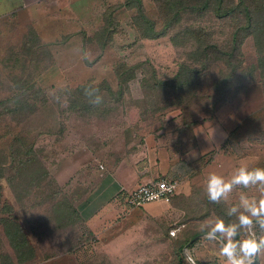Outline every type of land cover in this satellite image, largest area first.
I'll list each match as a JSON object with an SVG mask.
<instances>
[{"label": "rangeland", "instance_id": "obj_1", "mask_svg": "<svg viewBox=\"0 0 264 264\" xmlns=\"http://www.w3.org/2000/svg\"><path fill=\"white\" fill-rule=\"evenodd\" d=\"M103 1L78 19L49 21L34 11L0 17V264H188L186 254L195 264H225L204 238V222H236L239 212L230 216V208L242 194L258 198L260 188L237 186L212 202L206 179L264 167L262 51L246 30L226 65L243 0L223 1L235 10L222 18L213 9L176 18L173 7H185L179 1L140 0L157 33L173 24L157 39L142 38L154 32L137 22L134 0ZM87 86L100 103L70 93ZM225 106L235 108L239 124L225 147L188 173V195L174 179L172 201L153 203L172 209L152 217L140 208L129 222L124 215L109 222V233L89 231L95 206L85 202L98 194L101 165L131 158L140 166L147 138L173 135L175 143ZM81 163L88 164L72 173ZM255 264H264V254Z\"/></svg>", "mask_w": 264, "mask_h": 264}, {"label": "crops", "instance_id": "obj_2", "mask_svg": "<svg viewBox=\"0 0 264 264\" xmlns=\"http://www.w3.org/2000/svg\"><path fill=\"white\" fill-rule=\"evenodd\" d=\"M105 1L108 2V0ZM103 2V0H0V17L9 16L15 12L34 11L40 16H47L50 18L49 21L62 19L64 14L67 19H78L79 11H89L97 5L101 8ZM239 121V114L235 108L225 106L212 117L190 125L187 136L180 137L175 143L172 141L175 138L173 135L147 138L142 146L146 153L139 158L144 159L140 166H137L138 159L131 158L117 160L112 168L101 165L100 169L104 173L99 174L103 180L99 181L98 194L95 198L85 202V209L92 205L95 206L86 216L89 231L95 234L107 231L109 227H105L108 223L122 215L126 221L135 219L140 208L129 209L123 201L120 202L117 198L123 191H131L148 181L164 178L181 179L179 191L188 195L189 181L187 178L190 179L188 173L209 153L219 151L226 146L225 142L231 137ZM87 164L81 163L72 173L80 171ZM168 209L172 208L169 205H154L153 203L142 207V210L152 217L160 216L161 212ZM109 232H111L110 229Z\"/></svg>", "mask_w": 264, "mask_h": 264}, {"label": "clouds", "instance_id": "obj_3", "mask_svg": "<svg viewBox=\"0 0 264 264\" xmlns=\"http://www.w3.org/2000/svg\"><path fill=\"white\" fill-rule=\"evenodd\" d=\"M100 101L97 95L94 103ZM250 185L260 188V196H240L239 204L233 205L228 212L230 216L239 212L236 222L225 223L221 218L204 222V238L218 246L225 264H255L264 254V167L240 166L230 178L210 173L206 179L205 191L212 202L224 199L237 186ZM186 258L188 264H195L191 254H186Z\"/></svg>", "mask_w": 264, "mask_h": 264}, {"label": "trees", "instance_id": "obj_4", "mask_svg": "<svg viewBox=\"0 0 264 264\" xmlns=\"http://www.w3.org/2000/svg\"><path fill=\"white\" fill-rule=\"evenodd\" d=\"M136 2V8L138 11V19L137 22H139V25L144 27V25H147L149 27V29L151 31H153L154 33L151 35H142L143 39H157L160 37H163L166 35L167 30L169 28H171V26H173V24H167L164 26V31L157 33L155 31V26L153 23H151L148 19L145 18L144 15V11H143V6L140 0H134ZM168 2H170V0H167ZM179 1V3L185 5V7H173L174 10V17H178L179 13L187 10V9H191V10H199L202 12L208 11L209 9H213V11L217 14V16L219 18L222 17H227L230 16L231 13L234 12V9H227L226 5H223V1L225 0H215L219 2V5H217V7H211L209 2H213L214 0H177ZM188 3H194L192 6H190ZM197 3H203L204 5H201L202 7H196L195 5ZM188 4V6H186ZM242 8V12L244 15L243 19H235L236 21V28L234 31V45L232 46V50L230 52H227L226 55L228 56V61L226 62L227 67H231V65H233V63L231 62V57L234 55L235 52H238V47L239 44L242 42L244 37H240L241 36V32L242 31H247V35L246 36H252L254 39V43H255V47L259 50L262 51V57L259 60V68L261 70V74L264 75V18L263 15H261V11L263 12L264 10V5L260 4L258 0H250L249 3H247L246 1H242L241 2V6H239ZM171 14V12L169 13ZM140 26L138 27L140 30ZM111 30H106L107 33H109ZM141 31V30H140ZM245 31V32H246ZM217 45L213 44L209 47H204L205 49L208 48H216ZM184 67H188V66H184ZM191 67V66H189ZM182 77V75L177 74L175 77V80H178ZM82 91L79 92L77 90H71L70 93H72L73 95H78L80 94V98L82 99V101H94L93 97L89 96L88 91L91 89L88 86L87 87H83L81 88ZM62 91V90H61ZM21 234V233H19ZM24 238H25V234H23ZM23 241L26 243V240L23 239Z\"/></svg>", "mask_w": 264, "mask_h": 264}, {"label": "built area", "instance_id": "obj_5", "mask_svg": "<svg viewBox=\"0 0 264 264\" xmlns=\"http://www.w3.org/2000/svg\"><path fill=\"white\" fill-rule=\"evenodd\" d=\"M178 186V182L174 179L152 180L131 191H123L121 198L123 203L132 209L158 202L169 204L175 196Z\"/></svg>", "mask_w": 264, "mask_h": 264}]
</instances>
